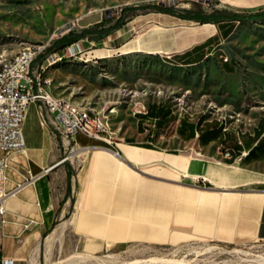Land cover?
I'll list each match as a JSON object with an SVG mask.
<instances>
[{"label":"crops","instance_id":"obj_1","mask_svg":"<svg viewBox=\"0 0 264 264\" xmlns=\"http://www.w3.org/2000/svg\"><path fill=\"white\" fill-rule=\"evenodd\" d=\"M215 2L216 8L233 12L264 11V0ZM239 23H222L221 27L226 32ZM207 25L214 29L180 53L210 36H215L217 45L225 39L215 23H203L187 36L203 32ZM185 43L180 40L177 47ZM155 51L167 52L160 47ZM197 118L189 116L190 121ZM256 125L244 132L225 126L223 130L244 146ZM179 128L180 119L173 133L182 151L154 145L156 137L169 134L168 129L152 133V127L149 135L145 130L143 141L152 148L127 142L104 146L83 134L68 144L48 117L41 120L37 103H30L23 123L24 147L0 152L9 159L0 264L4 259L13 264H53V257L67 249L71 255L89 256L127 243L264 240V157L245 161L247 146L237 156L233 149L229 153L224 133L221 140L202 144L198 138L205 128L202 124L190 139L182 138ZM191 142H197L208 158L187 152ZM218 150L224 154L219 156Z\"/></svg>","mask_w":264,"mask_h":264},{"label":"rangeland","instance_id":"obj_2","mask_svg":"<svg viewBox=\"0 0 264 264\" xmlns=\"http://www.w3.org/2000/svg\"><path fill=\"white\" fill-rule=\"evenodd\" d=\"M159 2L178 10L219 9L215 0H0V63L21 48L38 45L33 66L48 78L51 92L92 108L97 119L102 114L106 121H100V129L109 133L111 145L146 141V131L137 130L136 113L152 103L168 104L175 118L169 135L155 138L156 146L182 151L173 132L184 114L191 119L202 114L207 121L218 120L239 132L251 130L264 116V18L241 21L203 61L185 65L173 57L185 49L177 44L201 23L159 12L155 8ZM132 5L151 6L127 12L130 20L100 40L81 39L60 52L49 50L69 28L93 27L105 15L115 17ZM157 47L167 52H156ZM224 57L231 72L221 65ZM197 146L191 142L186 151L208 158ZM218 151L219 156L224 154ZM52 260L53 264H264V240L127 243L89 256L71 255L67 249Z\"/></svg>","mask_w":264,"mask_h":264},{"label":"trees","instance_id":"obj_3","mask_svg":"<svg viewBox=\"0 0 264 264\" xmlns=\"http://www.w3.org/2000/svg\"><path fill=\"white\" fill-rule=\"evenodd\" d=\"M151 5H132L124 7L121 9V12L115 16L105 15L101 21L95 24L93 27L83 28L81 30H75L69 28L67 32L59 35L49 47V50H54L60 52L64 50L69 45L81 40V39H92L100 40L103 37L113 33L114 31L122 28L129 20L130 15L126 16L127 12H135L141 8H146ZM155 8L162 13L170 14L172 16L178 17L183 20L195 21L198 23H215L217 24L219 33L223 38H227L235 29V25L230 26L226 32L221 27L222 23H233L241 22L246 20L261 19L264 18V11L255 12V13H243V12H233L226 9H215L211 13H205L196 8H188L183 10L176 9L173 5H166L163 2H159L155 5ZM110 23L109 25H106ZM215 36H210L203 42L194 45L192 48L185 50L182 53H176L173 57L180 64L191 65L197 64L203 61L207 54H209L213 48L218 44V41L215 40ZM221 65L226 71H232L233 67L227 63V61L221 60ZM196 120L190 121L189 116L184 114L180 118V128L178 134L186 139H190L195 134L196 127L201 124L205 127L199 133V140L202 144H208L213 140H221L223 133L227 136L225 139H222L227 147L228 152L230 153L235 150V156L241 154L243 147L247 146L248 153L244 157L245 161H251L253 159L263 158L264 157V134L261 137V133L264 130V117L258 119L257 125L254 128L253 137L245 139L243 145L239 144L235 137L229 131L223 130L224 126L217 120H212L210 122H203L204 116L199 115ZM137 119V129L139 132H144L148 130L147 135L150 134L151 129L147 128V122H150L152 127V133L162 132L166 129H169L171 124L174 121V115L168 104L164 103H152L149 104L147 110L143 113H136ZM188 133L187 135H185ZM227 139V140H226ZM98 141V140H97ZM101 145L109 146L103 141H98ZM130 145H135L139 147L152 148L149 143H136L126 141ZM254 142L256 144L251 146ZM233 155L229 159L232 162ZM70 187H68V192Z\"/></svg>","mask_w":264,"mask_h":264},{"label":"built area","instance_id":"obj_4","mask_svg":"<svg viewBox=\"0 0 264 264\" xmlns=\"http://www.w3.org/2000/svg\"><path fill=\"white\" fill-rule=\"evenodd\" d=\"M32 51L6 68H0V152H12L24 147L23 123L28 106L35 102L41 120L50 119L55 131L64 143L70 144L77 134L103 141L111 145L109 133H102L100 121H106L101 114L99 119H88L87 116L68 110V104L55 96L48 78L34 67L38 54ZM227 61V57L223 58ZM9 159L0 154V229L5 221V199L8 192L5 188ZM1 264H13L2 260Z\"/></svg>","mask_w":264,"mask_h":264},{"label":"bare ground","instance_id":"obj_5","mask_svg":"<svg viewBox=\"0 0 264 264\" xmlns=\"http://www.w3.org/2000/svg\"><path fill=\"white\" fill-rule=\"evenodd\" d=\"M210 31H212L211 25H208V26H206L205 30L199 34H192L191 36L185 35L181 39V41H185L186 43L183 46H181L180 48L183 49V48L188 47L193 42L200 40L203 36L210 33ZM31 51H32V46L21 48L11 59L3 61L2 63H0V68H6L10 63L15 62L16 60L23 58L24 56L27 55L28 52H31ZM39 52L40 51L37 50V48L35 47V54H39ZM61 100L64 101L66 104H68V110L74 111L75 113H80L81 115H85L88 117V119H97L95 116V112L92 108L79 106V105H77L71 101L66 100V99L61 98Z\"/></svg>","mask_w":264,"mask_h":264}]
</instances>
